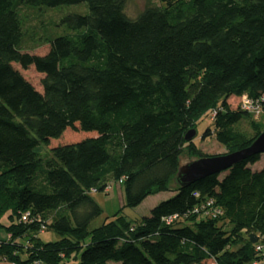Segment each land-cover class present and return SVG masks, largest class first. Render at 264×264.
Returning <instances> with one entry per match:
<instances>
[{
  "label": "trees",
  "instance_id": "16d2710c",
  "mask_svg": "<svg viewBox=\"0 0 264 264\" xmlns=\"http://www.w3.org/2000/svg\"><path fill=\"white\" fill-rule=\"evenodd\" d=\"M125 1L0 0V217L10 236L0 241V260L264 264V250L255 252L264 238V167H248L262 154L170 188L183 152L210 157L195 138L185 141L205 116L212 129L201 139L213 136L227 153L264 132L240 108L242 96L264 98V0H155L135 19ZM81 3L87 15L62 19L76 34L44 40V56L21 52L18 7ZM14 64L42 75L41 91ZM244 119L250 135L238 128ZM112 183L122 186L124 205L89 230L103 213L91 194ZM164 192L176 195L148 217L123 215ZM208 200L219 216L193 213ZM48 230L58 240L42 242Z\"/></svg>",
  "mask_w": 264,
  "mask_h": 264
},
{
  "label": "rangeland",
  "instance_id": "374dc122",
  "mask_svg": "<svg viewBox=\"0 0 264 264\" xmlns=\"http://www.w3.org/2000/svg\"><path fill=\"white\" fill-rule=\"evenodd\" d=\"M158 6V2L155 0H126L124 13L130 19H135L140 15L146 7ZM19 20L23 28L22 42L20 50L22 53H28L35 56H44L49 49L48 45H41L44 40H53L58 37L74 35L77 32L70 31L65 24L62 23V19L71 14L76 15H87L88 8L85 3L78 5H63L56 8L47 7H30L27 5H21L16 9ZM15 68L23 75V77L29 81L37 91H41L40 82L43 78L42 75L35 72L33 67L27 70H21L17 64H14ZM235 100H229V105L232 110L237 107ZM256 117V115H255ZM256 122L262 125L264 129V115L257 116ZM250 121L248 119L242 120L238 124V128L247 133L252 134L250 128ZM212 129V123L209 117H204L197 126V132L195 131L194 144L201 152L202 155L206 156H220L225 155L227 151L216 142L213 136L202 140V134L206 129ZM83 135V134H82ZM72 136H68V140H71ZM44 149V147H42ZM191 158L183 152L179 157V165L188 163ZM252 171H259L264 167V154L261 155L260 160L254 165H248ZM226 174V173H225ZM225 174L219 176L221 179ZM177 184L172 183L170 188L176 189ZM109 190V191H108ZM176 195L175 192H164L158 193L147 197L138 207L136 208H124L123 215L130 221L141 220L144 217L150 215V211L157 206L159 203L164 202ZM91 197L101 207L103 213L100 217L93 220L89 226V230L100 226L107 218H111L124 205V196L122 186L118 183L110 184L104 192L92 193ZM49 222V221H48ZM8 225L7 215L0 217V241L7 239V233L4 227ZM39 238L42 242H54L58 240V236L51 230L44 231L39 234ZM264 250V248H263ZM24 259V256L22 257ZM0 264H13L8 261L0 260ZM116 264V263H109Z\"/></svg>",
  "mask_w": 264,
  "mask_h": 264
},
{
  "label": "water",
  "instance_id": "95a60500",
  "mask_svg": "<svg viewBox=\"0 0 264 264\" xmlns=\"http://www.w3.org/2000/svg\"><path fill=\"white\" fill-rule=\"evenodd\" d=\"M195 131L191 130L185 135V141L189 142L195 138ZM257 154H264V132H262L249 147L227 153L225 155L203 157L192 159L188 163L179 165L175 183L181 187H189L207 177L220 174L233 166L240 164L249 157ZM257 238L251 240V243H256Z\"/></svg>",
  "mask_w": 264,
  "mask_h": 264
},
{
  "label": "built area",
  "instance_id": "2783aa9c",
  "mask_svg": "<svg viewBox=\"0 0 264 264\" xmlns=\"http://www.w3.org/2000/svg\"><path fill=\"white\" fill-rule=\"evenodd\" d=\"M240 108L247 113H249L252 117L255 119L257 116L264 115V98L261 99V101H253L248 99L246 96H242L240 99ZM256 115V117H255ZM212 118H214V114L212 115ZM194 214H201L208 216L210 218H215L216 216H219L221 212L214 207V203L211 200L205 201L201 206L195 208L193 210ZM28 214H25L22 218V221H26ZM174 219H176V216H171L169 218H166L165 221L167 224L171 223ZM10 236L7 235V239H9ZM264 248V238L263 243L256 244L255 246V252L261 253Z\"/></svg>",
  "mask_w": 264,
  "mask_h": 264
},
{
  "label": "crops",
  "instance_id": "0c3cea01",
  "mask_svg": "<svg viewBox=\"0 0 264 264\" xmlns=\"http://www.w3.org/2000/svg\"><path fill=\"white\" fill-rule=\"evenodd\" d=\"M109 191V190H108Z\"/></svg>",
  "mask_w": 264,
  "mask_h": 264
}]
</instances>
